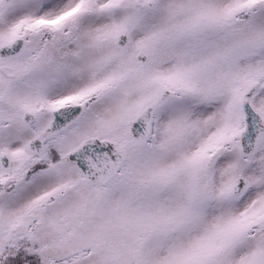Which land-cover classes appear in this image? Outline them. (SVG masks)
I'll return each instance as SVG.
<instances>
[{"label":"snow or ice","instance_id":"snow-or-ice-1","mask_svg":"<svg viewBox=\"0 0 264 264\" xmlns=\"http://www.w3.org/2000/svg\"><path fill=\"white\" fill-rule=\"evenodd\" d=\"M0 264H264V0H0Z\"/></svg>","mask_w":264,"mask_h":264}]
</instances>
